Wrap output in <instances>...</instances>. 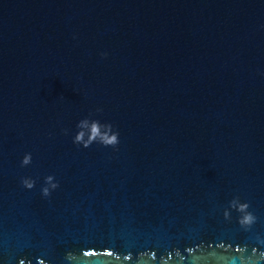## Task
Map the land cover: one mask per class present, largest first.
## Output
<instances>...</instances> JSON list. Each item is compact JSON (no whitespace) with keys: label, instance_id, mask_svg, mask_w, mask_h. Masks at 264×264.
<instances>
[{"label":"water","instance_id":"95a60500","mask_svg":"<svg viewBox=\"0 0 264 264\" xmlns=\"http://www.w3.org/2000/svg\"><path fill=\"white\" fill-rule=\"evenodd\" d=\"M0 264H264V0H0Z\"/></svg>","mask_w":264,"mask_h":264},{"label":"clouds","instance_id":"9594fccd","mask_svg":"<svg viewBox=\"0 0 264 264\" xmlns=\"http://www.w3.org/2000/svg\"><path fill=\"white\" fill-rule=\"evenodd\" d=\"M102 109H97V112H101ZM78 129H88V139L85 140V131H78L77 135L75 136L74 143L77 145H83L85 149L91 147L94 143H99L104 147H112L116 148L119 143V132L114 131L112 124H101L99 120L91 121L89 125V121L87 119L81 120L77 124ZM103 130V131H102ZM32 163V155L26 154L23 158L22 165L28 166ZM53 176L46 177V185L42 188V194L44 197H49L52 191L56 190L59 187V184L54 181ZM23 186L28 189L32 190L35 185L36 181L30 178H25L22 180ZM230 207L238 211L241 216L239 219V224L245 228L249 229L256 223V216L249 211L250 205L248 203H241L240 199L237 197L231 201ZM225 219H231V212L225 210L224 212ZM66 259L69 262H74L79 259L75 254L68 253ZM42 261V260H41ZM40 261V262H41Z\"/></svg>","mask_w":264,"mask_h":264}]
</instances>
